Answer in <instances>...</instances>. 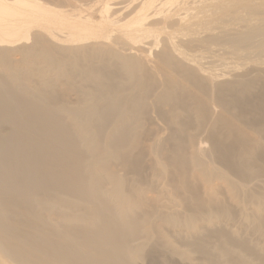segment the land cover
I'll use <instances>...</instances> for the list:
<instances>
[{
  "label": "bare ground",
  "instance_id": "1",
  "mask_svg": "<svg viewBox=\"0 0 264 264\" xmlns=\"http://www.w3.org/2000/svg\"><path fill=\"white\" fill-rule=\"evenodd\" d=\"M0 264H264V0H0Z\"/></svg>",
  "mask_w": 264,
  "mask_h": 264
}]
</instances>
